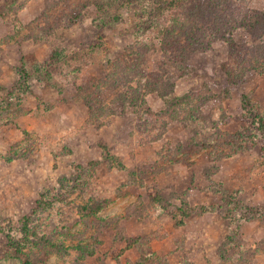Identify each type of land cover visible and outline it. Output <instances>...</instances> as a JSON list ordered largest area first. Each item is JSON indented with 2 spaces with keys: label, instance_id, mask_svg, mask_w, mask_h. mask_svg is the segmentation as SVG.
Listing matches in <instances>:
<instances>
[{
  "label": "rangeland",
  "instance_id": "1",
  "mask_svg": "<svg viewBox=\"0 0 264 264\" xmlns=\"http://www.w3.org/2000/svg\"><path fill=\"white\" fill-rule=\"evenodd\" d=\"M162 1L0 0V264H264V0L187 59Z\"/></svg>",
  "mask_w": 264,
  "mask_h": 264
},
{
  "label": "trees",
  "instance_id": "2",
  "mask_svg": "<svg viewBox=\"0 0 264 264\" xmlns=\"http://www.w3.org/2000/svg\"><path fill=\"white\" fill-rule=\"evenodd\" d=\"M183 3H176V0L174 1L176 3V7L178 10V14L175 11L169 10V7L172 6L168 0H163L162 5L160 8V16H158V19L161 23H167L169 21V18H173V22L170 24H163L159 26V30L162 32V34L158 35L157 41L160 43L161 47L163 48L165 53H170L174 50L179 51L181 54L185 52V55L183 56L185 59H187L185 56L189 53L188 50L192 51L193 47L194 49H203L204 47H209L208 43H210L212 40L215 39V36L219 32H222L226 27L229 25L226 24L223 21V18L225 16H230L232 12H227V9L224 12V8L222 7H230L235 10V8L241 5H244L245 0H178ZM194 3H196L194 5ZM194 5V6H191ZM175 6V4H174ZM192 7V8H191ZM239 10L237 9L235 14L238 13ZM258 19L256 21H253L251 24L252 26H256V24L260 21H263L264 23V14L261 13V15H258ZM235 24H234V23ZM233 22L231 21L232 25L230 24V31H233L234 26H238L235 19H233ZM234 25V26H233ZM208 44V45H206ZM206 47V48H207ZM184 59V60H185ZM23 82H28L29 74H27L25 68L20 69ZM21 86H24L23 83H19ZM247 98V96H245ZM245 102V109L247 111L246 113V120L249 121L252 119V122H254L255 125H257L256 129L261 131L264 134V117L261 116L258 113H255L253 111L254 107L250 105L248 101ZM102 206L101 203H99L95 208H93V211L96 212L100 209ZM22 233L25 234L26 239L30 241V235L28 224L24 223L22 226ZM9 243L16 249L18 252H22V245L19 241L15 240L13 236L8 235ZM25 245V244H24ZM22 264H41L40 262H35L32 259H27L23 261Z\"/></svg>",
  "mask_w": 264,
  "mask_h": 264
}]
</instances>
